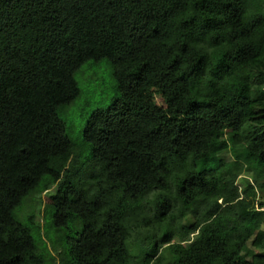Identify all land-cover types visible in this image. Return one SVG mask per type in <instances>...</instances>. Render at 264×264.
I'll return each mask as SVG.
<instances>
[{
  "label": "trees",
  "instance_id": "1",
  "mask_svg": "<svg viewBox=\"0 0 264 264\" xmlns=\"http://www.w3.org/2000/svg\"><path fill=\"white\" fill-rule=\"evenodd\" d=\"M263 208L264 0H0V264H264Z\"/></svg>",
  "mask_w": 264,
  "mask_h": 264
},
{
  "label": "rangeland",
  "instance_id": "2",
  "mask_svg": "<svg viewBox=\"0 0 264 264\" xmlns=\"http://www.w3.org/2000/svg\"><path fill=\"white\" fill-rule=\"evenodd\" d=\"M112 66L108 59H102L98 62H87L85 63L76 73V79L79 83L81 93L79 97L69 105L66 111H61V118L65 121L66 133L72 140L75 149H84L83 152H87L88 146L83 140V129L89 114L96 108L106 107L112 99V96L116 93V79L112 75ZM158 104L163 105L162 98L159 95H155ZM221 158L229 159L230 151L224 150L220 154ZM55 188V184L50 181L43 183L44 193H42L43 207L49 203V193ZM19 208L22 211L31 212L33 205L32 203H22ZM18 208V209H19ZM17 209V210H18ZM45 208H42L41 218L45 219L46 222L49 220L51 213L48 211L43 216ZM26 222H29L26 219ZM190 220H188L189 222ZM42 222V220H41ZM35 237L37 234L34 233ZM49 247L53 253L58 252V247L49 242ZM256 250L250 246L245 251L246 258L250 259Z\"/></svg>",
  "mask_w": 264,
  "mask_h": 264
},
{
  "label": "clouds",
  "instance_id": "3",
  "mask_svg": "<svg viewBox=\"0 0 264 264\" xmlns=\"http://www.w3.org/2000/svg\"><path fill=\"white\" fill-rule=\"evenodd\" d=\"M156 94H154V96H155ZM156 99V98H155ZM229 150V149H228ZM230 151V150H229ZM230 157H232V153H231V151H230ZM264 209V208H263ZM198 233V230H197V232H195L194 234H192V235H195V234H197Z\"/></svg>",
  "mask_w": 264,
  "mask_h": 264
}]
</instances>
